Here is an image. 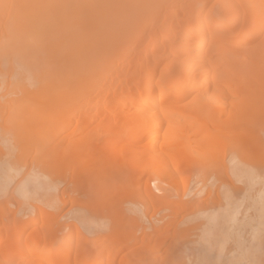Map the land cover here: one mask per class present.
I'll use <instances>...</instances> for the list:
<instances>
[{
	"label": "bare ground",
	"instance_id": "bare-ground-1",
	"mask_svg": "<svg viewBox=\"0 0 264 264\" xmlns=\"http://www.w3.org/2000/svg\"><path fill=\"white\" fill-rule=\"evenodd\" d=\"M83 130L101 131L90 144L106 167L86 182L100 210L118 205L110 227L83 210L61 225L68 187L8 149ZM0 144V264H154L168 243L148 239L152 205L171 198L166 226L189 208L204 219L176 222L173 239L194 245L170 241L160 264H264V0H0ZM143 175L140 224L104 192ZM34 215L51 217L39 230Z\"/></svg>",
	"mask_w": 264,
	"mask_h": 264
},
{
	"label": "rangeland",
	"instance_id": "rangeland-1",
	"mask_svg": "<svg viewBox=\"0 0 264 264\" xmlns=\"http://www.w3.org/2000/svg\"><path fill=\"white\" fill-rule=\"evenodd\" d=\"M93 124H95V123H93ZM100 132L101 131H99V130H93L92 133H90L88 130H83V131L75 132V133L72 134L73 136L71 138L65 140L61 144H55V143H53V144L48 145L47 149L45 148L46 150L45 149H42L41 147L38 148L36 146H35L36 147V149H35L34 145H31L30 144L32 146V148H31V146H29V143L27 144V143H25V141L22 142L23 144H20V143L17 144L14 141V143L16 144L15 145L12 142L13 141V139H12L13 137L12 136L14 135L13 134L14 132L13 133L10 132V134H12V136L10 135V137H12L10 139V143L12 142L10 145L12 147L13 146H16V148H8L7 147L10 150V152L13 151V149L14 150L16 149L17 151H15V152H18L19 153L20 151H22L23 153L25 152L26 154H28V155H25L24 154L25 157L27 156L26 157L27 158L26 159L27 160V163L25 162L26 160H23V163L25 162V164H29L30 166L31 165L35 166V164L38 163V162H40V161L42 163L47 162L48 165H51V166L54 167L52 169H49V173H50V176L52 178V181H54V183H56V184L59 185L60 193L63 192V190L65 189V187H68V189H67V191H66V193L64 195V198H65V200H67V202H66L65 206L61 210H59V212H58V214H59L58 218H60V224L61 225L62 224L64 225V224L70 222V220H71L70 215L74 212V210H76V211L83 210L86 214H100V215H103V220H105L108 223V227H110L109 225H112L111 223H114L112 221V219L110 218V216L112 215L110 213L113 212L115 214V212H116L115 209H116V207H118V205L115 207L114 210H113V207H112V210H110V211H108L106 209L100 210L99 209V206L97 205L99 203L96 202V201H94V199H95L94 197H96V196H94V191L92 189H89L90 187L88 186V183L86 182L87 177H89V176L95 177V174L96 173L94 172V169H95V166H96V163L97 162H101L100 164L106 167V165L104 163L105 162L104 161V151H103V148L105 147L104 146V143L103 144L101 143L103 145V146L101 145L103 148L101 147L100 149H96V150H94V148L90 144L91 143V137L93 138V136H96ZM16 142H17V140H16ZM10 145H8V146H10ZM20 145H26V146L28 145L29 147H27L26 150H25V147L26 146L25 147H21ZM0 146L3 149V146L1 144H0ZM17 146H20L23 149H21L20 147L18 148ZM4 147H6V146H4ZM7 148H5V150L9 152V150ZM18 149H20V151ZM33 149L35 150L34 151L35 154L33 152ZM132 149H134V148H132ZM5 150H4V152H6ZM15 152H13V154L11 155L13 157V159L15 158V154L17 155V153H15ZM22 152H20L19 155L21 154V156H22ZM96 152L99 153V156L98 157L100 158L101 161L98 160V161L95 162L94 156H95ZM75 155H77V156L75 157ZM33 159L36 160V161H32ZM54 159H56L57 161H55ZM30 160H31V163H30ZM41 162L37 164L38 167H41ZM29 165L25 166L27 169L23 166L24 167L23 171L27 172V170L30 168ZM134 167H135L136 172L137 171H140L141 169H144L145 168V166L141 162H136L134 164ZM91 171H93L92 174H90ZM25 172H23L22 174L24 175ZM22 174H20V175L22 176ZM197 174L199 175V173H197ZM21 176H19V177H21ZM134 176L135 175H133L132 178ZM197 176L195 175V177H197ZM213 176H214L213 179L214 178H217V177H215V175H213ZM146 178H147V175H143V177L141 178L142 179L141 180V183L142 184H140L139 186L137 185L138 182H137L136 179L135 180L134 179L130 180L129 181L130 183H128L129 184V188H128V191L127 192L115 193L113 195H109V192H104L107 200H109V201H111L113 203L121 204V205H119V207L121 208V209L119 208V210H120L119 212H121V211L124 210V212L123 213L121 212V214L124 215V213H125L126 216H128L127 219H130L131 217H133V218L137 217L138 218V216H140V213L139 212H137L138 214H136L135 211L131 210V207L132 206H134V205L139 206V207L141 206L140 209L142 207H143V209H146L145 206H143L141 203H139L140 202L139 199H141V196L142 195L139 196V194H138V192H139L138 190H140L139 188L142 187L141 189H143V187H144V184L143 183L146 180ZM105 180L107 181V179H105ZM215 180H214V182H215ZM217 182L218 181L216 180V183ZM216 183H215V185H216ZM164 184H166L165 186H167V185L169 186L168 183H164ZM155 186H156V184H154V182L151 183V187H150V184H149V187L151 189H153V190L156 189ZM208 187L210 189H212L211 191H213V189H214V192H213V194H214L215 191H216V187L214 185L211 186V184H209ZM165 188L168 189L167 192H169V193L172 194L171 197H174V200L175 201L176 200H180V197H177L176 193L174 195V193L170 192V189H171V191H173L174 190V187H170V188L165 187ZM207 190L205 191V193L203 195H199L200 197L197 196L195 200L196 201H199V202L201 201L202 198L204 199V200L202 199L203 201L207 200V198H206V196L208 197ZM155 192H157V191L155 190ZM174 192H176V190H174ZM158 193H160V192L153 193V194L161 195V193L160 194H158ZM214 195H211V198L209 197L210 198L209 201H211L213 198L215 199V197H213ZM175 198H179V199H175ZM197 198H199V200H197ZM172 199L173 198H171L169 200L166 199L168 201L167 203H166V201L164 199L162 201V203H160V204H153L152 205L156 210H158L157 211V214L158 215H156L157 217L154 216V219L156 221H159V219H161L160 220V223H159V225H160L159 228L160 229H157L156 231L154 230L155 232L153 231V229H150V231L148 229L147 230L148 231L147 234L149 233V235H150V237H148V239H150V238H151V240H154V239H157V238H159V239H165L167 241V243H168V244H164L163 246H161L159 248V251H157V254L159 252L158 259H157L156 263H154V264L163 263L164 259L166 260L167 257L168 258L169 257L171 258V256H172L171 254H173L172 249L175 251L176 247L172 245V242H171V244H169L170 241L178 240L179 239V242L186 241L185 243H187L189 241V240L187 241V239H190V240L192 239L191 241L193 243L194 238H193L192 235H191L190 238H188L189 237V235H188L187 236V239L185 240L186 235L182 236L180 234L181 232L178 230L180 228H176L175 227L178 223H179L177 225L178 227L181 226L182 228H184L186 226L188 227V225H191V223H194L195 224L196 222H199L200 219H201V221H203V219H204V217L200 214L201 212H197V211L194 212V210H193L194 208H189L187 210H184V211L180 212L176 218L175 217L173 218V220L175 221V223L173 221V225H172V223L170 224V221L169 220L172 219V218H170L168 220V222H169L168 224H170V226L168 224H167L168 226H166L165 225L166 224L165 223L166 222L165 219H168V217L171 216V214H170V210L171 209L170 208H167L165 206V204L166 205L169 204V202L172 201ZM175 201H174V203H175ZM131 203H133V204H131ZM171 203L173 204V201ZM207 203H208V201H207ZM210 203H209V205H210ZM127 204H129V205H127ZM130 205H132V206L129 208ZM155 205H156V207H155ZM152 206L150 207L151 210L149 209V212H147L148 209L146 210V212H147V214H148L149 217L154 212V209H153ZM164 206L167 209H163V208H165ZM205 206H204V208H205ZM159 207L161 209H163V210H159L160 209ZM129 210H131V211H129ZM142 211H144V210H142ZM119 212H117L116 214L118 215ZM191 212L192 213L194 212L195 214L193 213V215H190L188 217L187 216L185 217L186 214L189 215V213L191 214ZM168 213H169V216H167ZM165 215L167 217H164ZM180 215H182V216L184 215V219H182V216H180ZM148 216H146V218ZM50 217H51V215H49V216H46V215L45 216L44 215L43 216H41V215H34V216H32L31 219L32 220L35 219L38 222V224L35 225V226H33V227H35L36 229L41 230L42 229V225L41 224L44 221H46L48 218H49L48 220H50ZM113 217H114V215H113ZM171 217H173V216H171ZM140 218L141 217L138 218L139 223L140 222L145 223V222H143L144 220L143 219L141 220ZM162 218H164L163 219L164 222H162ZM125 220H126V218H125ZM181 220H183V222ZM176 222H177V224H176ZM142 223H140V224H142ZM175 229L178 230V232H180L179 233L180 235H177L178 232H177V234L175 233L178 239H176V238L173 239V237H175V236H172L173 231H175ZM108 230H109V228H108ZM144 234L145 233H143L142 230H139V233L137 234L138 235L137 237L139 239H142V238L145 239L146 236H144ZM195 237H197V236H195ZM148 239H147V241H148ZM180 239L181 240L184 239V240L180 241ZM192 243H189L188 242L187 244H184V245H190L191 244L190 246H193L194 243L193 244ZM184 245H183V247H184ZM143 246H142V242L138 241L137 244L134 245L133 247L136 250L141 251V250L145 249V248H143ZM190 246L189 247L188 246H185V249H187V251H188V248H191ZM186 247H188V248H186Z\"/></svg>",
	"mask_w": 264,
	"mask_h": 264
}]
</instances>
